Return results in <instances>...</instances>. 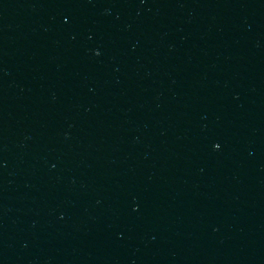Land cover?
Segmentation results:
<instances>
[{
	"label": "water",
	"instance_id": "95a60500",
	"mask_svg": "<svg viewBox=\"0 0 264 264\" xmlns=\"http://www.w3.org/2000/svg\"><path fill=\"white\" fill-rule=\"evenodd\" d=\"M0 264H264V0H0Z\"/></svg>",
	"mask_w": 264,
	"mask_h": 264
}]
</instances>
